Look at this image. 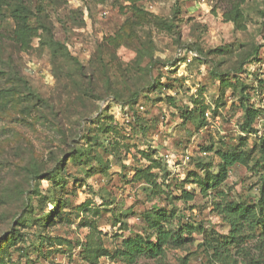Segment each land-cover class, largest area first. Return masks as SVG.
Returning <instances> with one entry per match:
<instances>
[{
    "label": "rangeland",
    "instance_id": "1",
    "mask_svg": "<svg viewBox=\"0 0 264 264\" xmlns=\"http://www.w3.org/2000/svg\"><path fill=\"white\" fill-rule=\"evenodd\" d=\"M132 1L0 0V264H264V0Z\"/></svg>",
    "mask_w": 264,
    "mask_h": 264
},
{
    "label": "trees",
    "instance_id": "2",
    "mask_svg": "<svg viewBox=\"0 0 264 264\" xmlns=\"http://www.w3.org/2000/svg\"><path fill=\"white\" fill-rule=\"evenodd\" d=\"M135 1L136 0H133L131 2V7H132L134 13L135 12H141L140 7L135 5ZM241 2H242V0L233 3L231 5V7L229 8V10L224 11L222 14L223 19L231 21L233 23V26L237 29H244V25L242 24V14L240 11V3ZM28 14H29V9H26L21 5H18V7L16 9V13L13 14V18L16 22V27H15V30L13 31V40L20 41L22 46L28 44V42L23 40V38L26 34L25 28H26ZM46 30L50 34L51 30L48 27L46 28ZM116 36H117V34L113 37H109L107 40L108 41L114 40ZM50 38H51V36H50ZM51 41L55 45H59V46L63 47L62 43H60L58 41H54L52 38H51ZM185 53L187 55V52H185ZM245 66H246V61H241L238 65V70L244 69ZM16 77L19 78L20 81H23V82L25 81L21 75H16ZM26 88H28L30 90V87L26 86ZM29 90H28V92L37 101L41 100L38 94H36L32 91H29ZM255 113H256V111L253 109H247V108L244 109L243 118H244L246 126H249L251 124ZM261 143L263 144V149H262V153H263V151H264V138L261 140ZM221 158L226 165L227 164L230 165V164L234 163L239 157H237L233 154H230V153H222ZM152 167H153V164H150L145 169H142V170L138 169V171H136V173H138V175L139 174L143 175L146 181L151 182L152 181L151 180L152 175L149 173V170ZM224 177H225V174H222L217 179V182L220 180H223ZM260 193L262 195L264 194V174L261 176ZM53 205H57V203L55 202ZM51 215H52V213L49 215V219L47 220L49 222L52 221V219L50 218ZM228 216H229V222L232 224V226H234L235 222H237L236 217L233 214H229ZM43 218L44 217H42V219H40L41 223L44 222ZM263 222H264V220H263ZM44 223H46V222H44ZM148 223H149V226L151 228L155 229V239L150 240L149 238H144L141 236L124 238L121 242V248H119L117 250L116 254L118 256H120L124 259H127L128 261H131L138 256H144V257H148V258H151V257L161 258L164 255L166 247L168 246V244L170 242H174L176 244L178 243L177 239L174 236L170 235L167 230H165L162 227H159L160 218L158 216H156L153 219H150L148 221ZM181 264H185V262H182Z\"/></svg>",
    "mask_w": 264,
    "mask_h": 264
},
{
    "label": "built area",
    "instance_id": "3",
    "mask_svg": "<svg viewBox=\"0 0 264 264\" xmlns=\"http://www.w3.org/2000/svg\"><path fill=\"white\" fill-rule=\"evenodd\" d=\"M198 3H204L205 1L207 0H196ZM185 53V49H176V52H175V58H180V56L182 57ZM189 59L192 58V56H195V53H193L191 50H188L187 51V55H186ZM205 115L207 116L208 115V112H205ZM206 152L204 151L203 154H205ZM186 158H188V156H186Z\"/></svg>",
    "mask_w": 264,
    "mask_h": 264
}]
</instances>
